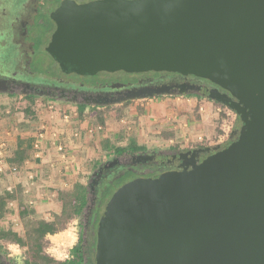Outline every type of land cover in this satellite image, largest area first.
<instances>
[{
    "label": "water",
    "instance_id": "obj_1",
    "mask_svg": "<svg viewBox=\"0 0 264 264\" xmlns=\"http://www.w3.org/2000/svg\"><path fill=\"white\" fill-rule=\"evenodd\" d=\"M52 20L32 73L193 75L222 90L204 96L238 117L227 146L185 151L177 170L113 191L97 224L95 264H264V0H64ZM115 93L85 104L170 95L166 85Z\"/></svg>",
    "mask_w": 264,
    "mask_h": 264
},
{
    "label": "flooded vegetation",
    "instance_id": "obj_2",
    "mask_svg": "<svg viewBox=\"0 0 264 264\" xmlns=\"http://www.w3.org/2000/svg\"><path fill=\"white\" fill-rule=\"evenodd\" d=\"M9 6H3L0 0V49L11 48L13 70L0 74L6 80L5 94H18L24 97L43 96L73 103L85 104L89 95H115L117 91L132 87H157L166 85L170 96H204L206 91L224 92L208 80L178 73L161 72L156 74H128L131 80L86 82L85 77L74 74L64 78L42 76L30 71L32 57L43 50L51 40L55 24L52 13L64 0H7ZM78 4L76 0H72ZM86 3L93 0H81ZM22 72V73H21ZM120 84L119 88H112ZM168 96V95H162ZM159 97V96H154ZM205 97V96H204ZM220 104V103H219ZM222 105V104H221ZM224 106V105H223ZM226 107V106H225ZM238 129L233 128L225 147L236 140ZM182 152L115 153L92 172L86 185L87 203L83 212L74 220L75 243L70 247L65 261L75 257L79 264H95L96 229L100 214L113 191L123 183L140 178L154 177L164 171L177 170ZM212 153V152H211ZM210 153V154H211ZM203 154L200 158L206 157ZM145 156V157H143ZM92 186V189L89 186ZM74 250V254L72 253ZM0 264H27L25 257H11L0 252Z\"/></svg>",
    "mask_w": 264,
    "mask_h": 264
},
{
    "label": "rangeland",
    "instance_id": "obj_3",
    "mask_svg": "<svg viewBox=\"0 0 264 264\" xmlns=\"http://www.w3.org/2000/svg\"><path fill=\"white\" fill-rule=\"evenodd\" d=\"M82 2L81 0H76ZM9 1L1 0L3 6H9ZM11 48L5 46L4 49H0V74H6L8 71L13 70L11 63ZM22 73V72H21ZM52 74L55 75V69L52 70ZM126 81L131 80L130 75L121 73H104L101 72L92 77H85L86 82L96 81ZM211 102L214 109L218 113V118L214 122L216 134H220V125H225L226 131H230L237 127L238 117L229 108L219 104L216 101L208 99L204 96L193 95H175V96H159L153 98L139 99L129 101L125 106L111 105L112 107L105 110V116L107 118V125L99 128V126L93 125V115L90 109H86L82 115V120H87L93 133H89L87 136L82 134L81 144L84 146L82 150V157L85 155L91 156L90 160H83L82 174L79 176L78 183L87 185L89 177L97 167L107 161L114 153L104 152L100 148V141L109 137L112 141L116 142V145H125L130 137H135L136 142L139 141L140 145L145 147L146 151L150 152H185L188 149H182L180 145L173 144L170 146L168 143L170 139H175L177 133H175V127L177 126V120L181 116V110L191 109L198 107L200 102ZM0 105L12 106L13 109L24 110L31 105L33 115L36 116L38 112H45L46 110L51 112L49 106L54 108L66 107V111H72L76 108L73 103L52 99L50 97L34 96L33 103L29 104L28 100L24 96L14 94L0 93ZM123 109V116L121 119H117V113L115 109ZM37 110V111H36ZM89 128V129H91ZM222 133V132H221ZM227 137L225 142L227 141ZM175 141V140H174ZM223 142V144L225 143ZM174 143V142H172ZM222 144V145H223ZM191 151V150H189ZM78 153V155H81ZM88 159V158H87ZM87 162V163H85ZM74 185L69 192L74 191ZM63 195V194H62ZM62 195L60 198H62ZM22 209L16 207H7L6 214L0 221V229H10L12 233L17 237L23 236L22 223L20 212ZM39 216L46 220H49L54 215L53 213H38ZM74 220L67 223L65 228L54 235H47L48 247L46 253L56 261H65L69 254V249L75 243L76 235ZM76 234V233H75ZM0 252L2 254L10 255L11 257L23 256L25 257L26 248L21 247L15 243H2L0 242Z\"/></svg>",
    "mask_w": 264,
    "mask_h": 264
},
{
    "label": "crops",
    "instance_id": "obj_4",
    "mask_svg": "<svg viewBox=\"0 0 264 264\" xmlns=\"http://www.w3.org/2000/svg\"><path fill=\"white\" fill-rule=\"evenodd\" d=\"M50 107L52 108V105ZM65 108H54L53 111L50 110L51 112L47 110L38 112L36 116L33 115L26 119L23 110L0 105V169L2 170L0 191L3 189L7 191V187L14 189L17 184L23 189L31 185L29 183L31 173L32 175L34 173L43 174V178L33 179L35 183L31 187L35 194L34 209L37 213H60L61 195L69 192L68 190L78 183V178L82 174V164L91 158L87 155L82 157L80 152L84 146L80 140L82 134L87 136L93 133L92 128L87 120L79 117L76 108L70 111L76 113L72 116L71 122L65 123L63 120V113L67 112ZM218 111L209 101L200 102L193 110L182 109L175 127V133H177L175 141L170 139L168 142L170 146L177 144L188 151L202 147L221 146L226 137H229L231 130L226 131L223 124L219 127L220 134H216L214 122L218 118ZM55 133H63V141H61L72 149L74 164L71 170H64L59 155L52 147V135ZM136 143L140 145L139 141ZM18 155L23 157V161L14 166L20 168L21 171L12 174L8 170L9 167H13L9 161ZM13 202L16 204L15 201Z\"/></svg>",
    "mask_w": 264,
    "mask_h": 264
},
{
    "label": "trees",
    "instance_id": "obj_5",
    "mask_svg": "<svg viewBox=\"0 0 264 264\" xmlns=\"http://www.w3.org/2000/svg\"><path fill=\"white\" fill-rule=\"evenodd\" d=\"M29 104L33 103V97H25ZM128 102H124L121 106H125ZM112 106H95L80 104L76 105L78 115L81 118L86 109L95 112L93 115V125L105 127L107 125V118L105 110ZM117 119L123 116V109H115ZM24 117L29 119L33 116L31 105L23 110ZM100 148L104 152H113L116 155L123 153H136L145 151V147L137 145L135 137H130L125 145H116L115 141L107 137L100 141ZM23 161L22 156H16L10 162L11 166L18 165ZM21 185H16L10 191H0V221L6 214L7 202L15 201L18 208L22 209L20 212L23 236H15L10 229H0V242L15 243L21 247L26 248L25 261L27 264H79L77 257L72 261H56L46 253L48 247L47 235H54L65 228L67 223L79 216L87 203L86 186L77 183L73 192H66L62 195L61 211L59 214H54L51 219L46 220L39 216L32 207L25 204L23 199V191ZM74 254V250H72Z\"/></svg>",
    "mask_w": 264,
    "mask_h": 264
},
{
    "label": "built area",
    "instance_id": "obj_6",
    "mask_svg": "<svg viewBox=\"0 0 264 264\" xmlns=\"http://www.w3.org/2000/svg\"><path fill=\"white\" fill-rule=\"evenodd\" d=\"M49 109H52V111L54 110V107L52 106V108L50 107ZM76 114V113H75ZM74 112H64L63 113V120L65 121V123H70L71 120L73 119L72 116L75 115ZM44 134V132L42 133ZM43 137V135H42ZM63 133H55L52 135V147L54 148V150L57 152V154L59 155V158L61 159V163L64 165V170H71V168L73 167V164H74V158H73V153H72V149L66 145L63 141ZM62 140V141H61ZM8 170L10 171V173L12 174H17V173H20L21 169L16 167V166H13V167H9ZM2 170L0 169V172ZM36 178H43V174L41 173H34L32 175H30V182L31 185H29L28 187H24L23 188V197H24V202L27 206L29 207H32L34 209V206H35V194H33L32 192V184L35 183L33 181V179H36ZM12 188L11 187H7V191H10ZM7 207H15V204L13 201H9L7 202ZM75 235V233H74Z\"/></svg>",
    "mask_w": 264,
    "mask_h": 264
}]
</instances>
